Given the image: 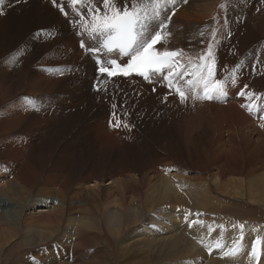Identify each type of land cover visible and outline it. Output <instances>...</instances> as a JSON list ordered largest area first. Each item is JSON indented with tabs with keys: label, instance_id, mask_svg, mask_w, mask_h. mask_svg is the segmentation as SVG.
Listing matches in <instances>:
<instances>
[{
	"label": "bare ground",
	"instance_id": "1",
	"mask_svg": "<svg viewBox=\"0 0 264 264\" xmlns=\"http://www.w3.org/2000/svg\"><path fill=\"white\" fill-rule=\"evenodd\" d=\"M221 4L225 0H143L145 27L163 36L158 51H182V73H196L176 81L189 97L181 104L174 95L165 99V81L96 71L76 27L88 11L84 4L4 0L0 197L11 204V211L0 212L5 261L7 247L18 240L34 249L18 264H68L70 256L71 264H242L244 258L264 264V218L252 216L255 206L264 209L262 165L250 164L237 177L177 172L191 155L207 149L218 155L250 132L260 138L264 125V0ZM96 5L103 9L101 0ZM160 21L168 27H158ZM99 37L84 34L89 46ZM209 43L215 79L227 78L226 95L195 99L205 81L193 66ZM47 129L58 138H47ZM53 193L58 206L46 202ZM29 203L35 205L26 213ZM56 233L69 247L66 256H50L59 253ZM202 240L204 247L197 244ZM237 241L236 255L220 256Z\"/></svg>",
	"mask_w": 264,
	"mask_h": 264
},
{
	"label": "snow or ice",
	"instance_id": "2",
	"mask_svg": "<svg viewBox=\"0 0 264 264\" xmlns=\"http://www.w3.org/2000/svg\"><path fill=\"white\" fill-rule=\"evenodd\" d=\"M16 3L21 0H15ZM159 4L160 0H154ZM229 0H225V4H221L219 7L224 8L227 6ZM53 3H58V0H53ZM103 9L96 5V0H65V5H81L84 4L88 11L80 18V23L76 25L78 29H82L81 34V48L86 49V55H94L99 51V48L89 46L87 40L84 38V34H88L89 38L94 35L106 37L104 41V47L108 53L116 51L117 56H123L127 59L118 60L113 58L107 63L110 67L100 66L101 61L97 60L96 71L103 76L106 74L109 78H115L118 75L128 77L132 73H136L143 77L144 80H151L155 77L157 80L165 81L168 87V96H175L179 98V102L184 104L188 99V95L181 90L178 80H183L184 76L195 75V72H184L185 65L179 64V58L182 56V51L165 50L157 51L155 46L160 44L163 40V36L160 31H156L155 27L151 32L144 25V16L141 14V5L143 0H101ZM4 4V0H0V5ZM67 16L69 13L65 12L64 7L59 9ZM4 12L0 10V15ZM88 15L91 16V21L88 22ZM170 19V17H167ZM158 27L166 29L168 26L160 21ZM43 31V30H41ZM215 32V30H213ZM147 33V36H145ZM154 33V34H153ZM164 35H168L167 32ZM199 63L193 67L199 69V76L205 81L203 89V96H195V99L211 100L215 95H226L225 85L226 79H215L217 64L213 58L212 44L209 43L207 50L203 55L198 56ZM179 64V67L177 65ZM239 67V64L236 65ZM167 71V74L163 73ZM210 80H214V83H209ZM189 84L192 81H188ZM232 83H235V79H232ZM175 85V91L173 92V86ZM94 89L99 92L101 89L93 85ZM247 87V86H245ZM242 94V93H241ZM251 95V93H249ZM39 110V109H36ZM127 126V125H125ZM220 227H223L221 225ZM235 227V226H234ZM240 229L244 228L243 224L238 225ZM243 238V233H241ZM53 247H56L53 244ZM239 251V241L235 247L224 253L225 256H234ZM254 255V252H253Z\"/></svg>",
	"mask_w": 264,
	"mask_h": 264
},
{
	"label": "rangeland",
	"instance_id": "3",
	"mask_svg": "<svg viewBox=\"0 0 264 264\" xmlns=\"http://www.w3.org/2000/svg\"><path fill=\"white\" fill-rule=\"evenodd\" d=\"M145 17H146V15H144V18ZM178 27L180 28V25ZM32 31H29L27 33L26 39L24 42L27 41L28 36ZM228 51L229 52L232 51V47H229ZM243 58H245V57L243 56ZM6 60H7V58H6ZM251 63L252 62L249 61L245 65V68H250ZM75 89H77V88H75ZM76 93H78V92L76 91ZM80 100H81V98H80ZM77 111H80L81 114L84 113L80 109H78ZM38 118H44V116L38 117ZM145 126H146V124H145ZM262 127L264 128V125H262ZM263 128L258 130L261 132L260 138H255L254 136L250 135V133H251L250 132L247 136L237 138L234 142V145L231 148H228L225 151H221L218 155L214 156L212 149L205 150L204 154L201 156L191 155L187 160H185L184 162H182L181 164H179L177 166L178 174L180 176L186 177L187 174L185 172H187V173H190L189 176H192V177L197 176L200 179H205V178H207L206 174L211 172V171L216 172V173L219 171H232L235 173L234 176L237 177V176H239L238 172L240 170L248 167L250 164H255V163H260L264 169V130H263ZM32 129H37V127H33ZM146 131H147V129H146ZM147 135H148V131H147ZM45 136L47 138H51V139L56 140L58 138V133L52 129H47L45 131ZM54 197L59 198V196L56 193H53L52 196H50L49 199L46 200V202H48L49 200H52L51 203L54 204ZM59 204L60 203L58 202V204H54V205L58 206ZM34 205L35 204L29 203L27 210H26V213H29L32 210V208L34 207ZM44 205H39V207H37V208L45 207ZM240 207H243V205L241 204ZM254 209H255V212H258V215H252V216H255L257 218V216L260 215V216H262V218H264V215L261 213V212H264V209L259 208V206H255ZM6 210L11 211L10 200H8L6 198L1 199V197H0V212H4ZM251 212H253V211H251ZM175 216L180 217V212H176ZM184 216H182V218L179 219V224L181 226L183 225L182 219ZM258 222H260V220H258ZM262 225L264 226V224H261V226ZM60 231L63 234L64 229H61ZM72 233H73V231H72ZM52 238L56 239V241H54V242H55L56 247L59 248V253H58V255H50V256H66V255H68L69 247L62 241L60 234L56 233V234H54V236ZM17 242H18V240H15L7 247L8 259L6 261L4 260L5 259L4 254L3 253L0 254V264H4V262H5V264H14V262H16L18 264L27 255L28 251L32 252L34 250V249L29 250L27 248V244L18 242V243H20V245H21L20 246V245H18ZM197 244L200 247H204L206 245L205 240L198 241ZM236 244L233 247H235ZM216 246H220V248H221L222 244L215 245L214 247L216 248ZM208 252H207V255H210V252L209 253ZM225 252H226V250H224L220 254V256L224 255ZM11 257H13V259H11ZM70 258L72 259V256H70ZM71 259H66L65 261L66 262L68 261L67 263L71 264V261H70ZM243 263L244 264L248 263L245 258H244ZM46 264H49V262L46 261ZM198 264H203V262H199Z\"/></svg>",
	"mask_w": 264,
	"mask_h": 264
}]
</instances>
